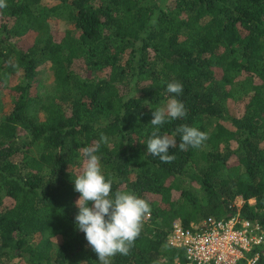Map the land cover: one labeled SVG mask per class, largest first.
<instances>
[{
    "label": "trees",
    "instance_id": "obj_1",
    "mask_svg": "<svg viewBox=\"0 0 264 264\" xmlns=\"http://www.w3.org/2000/svg\"><path fill=\"white\" fill-rule=\"evenodd\" d=\"M6 5L0 264H99L75 225L73 177L87 147L97 148L113 192L133 191L151 205L129 254L112 264H187L184 248L169 243L177 220L190 228L240 213L264 228V0ZM55 18L74 28L57 34ZM174 81L184 87L178 99L188 115L161 128L177 138L166 164L147 154L146 143L154 109L167 103L166 84ZM184 124L208 140L180 151L176 129Z\"/></svg>",
    "mask_w": 264,
    "mask_h": 264
},
{
    "label": "clouds",
    "instance_id": "obj_2",
    "mask_svg": "<svg viewBox=\"0 0 264 264\" xmlns=\"http://www.w3.org/2000/svg\"><path fill=\"white\" fill-rule=\"evenodd\" d=\"M6 6V0H0V8ZM183 91L180 82H168L165 88L167 103L153 112L150 125L155 130L147 140V154L158 157L161 163L170 164L175 158L169 149L177 147V138L163 134L161 128L187 117L188 110L178 99ZM176 133L181 141L180 151L200 148L209 138L206 131L187 124L179 126ZM83 158L81 172L73 177L75 191L80 194L75 225L85 234L99 264H112L117 254H129L141 234L144 220L151 214V205L133 191L113 192L114 179L105 175L97 148H85Z\"/></svg>",
    "mask_w": 264,
    "mask_h": 264
},
{
    "label": "built area",
    "instance_id": "obj_3",
    "mask_svg": "<svg viewBox=\"0 0 264 264\" xmlns=\"http://www.w3.org/2000/svg\"><path fill=\"white\" fill-rule=\"evenodd\" d=\"M169 243L184 248L187 264H264V228L240 213L228 219L208 217L190 228L177 220Z\"/></svg>",
    "mask_w": 264,
    "mask_h": 264
},
{
    "label": "rangeland",
    "instance_id": "obj_4",
    "mask_svg": "<svg viewBox=\"0 0 264 264\" xmlns=\"http://www.w3.org/2000/svg\"><path fill=\"white\" fill-rule=\"evenodd\" d=\"M48 3L51 4L50 2H48ZM52 25H53L54 32H56L57 34L59 33V35L63 34L67 28H74V26L72 24H68L66 21L59 20L57 18L52 20ZM42 75H43L45 82H51L52 81V75H51V72L49 70L44 71ZM241 200H242L241 197H238L234 201V204L237 206L240 205ZM255 202H256L255 199L250 200V203H252V204H255ZM56 241H61V239H58Z\"/></svg>",
    "mask_w": 264,
    "mask_h": 264
}]
</instances>
